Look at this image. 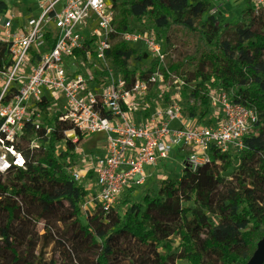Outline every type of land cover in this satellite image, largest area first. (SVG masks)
<instances>
[{
    "label": "trees",
    "instance_id": "16d2710c",
    "mask_svg": "<svg viewBox=\"0 0 264 264\" xmlns=\"http://www.w3.org/2000/svg\"><path fill=\"white\" fill-rule=\"evenodd\" d=\"M217 1L111 0L106 56L128 79L134 51L120 33L130 14L145 15L156 26L166 52L189 39L194 53L185 58L191 69L169 64L186 82L199 80L191 95L200 106L189 107L188 114L205 116L207 99L200 91L208 84L232 91L259 114L258 131L245 139V149L214 152L194 170L182 167L179 179L160 182L155 194L119 217L81 211L84 190L67 173L76 157L73 145L67 140L61 153L55 145L73 129L70 124L55 125L46 150L30 151L23 137L15 146L26 166L0 175V264H246L252 257L264 236V6L255 14L247 1L241 12L249 18L247 26H235V37L222 39L219 24L205 14ZM5 52L0 45V66ZM234 154H240L239 163L227 183L222 174L232 167ZM23 227L29 229L24 240L11 235ZM59 236L64 241L55 245Z\"/></svg>",
    "mask_w": 264,
    "mask_h": 264
},
{
    "label": "built area",
    "instance_id": "2783aa9c",
    "mask_svg": "<svg viewBox=\"0 0 264 264\" xmlns=\"http://www.w3.org/2000/svg\"><path fill=\"white\" fill-rule=\"evenodd\" d=\"M249 1L255 13L264 6V0ZM34 8L35 16L0 12V45L6 46L0 175L26 166L15 146L23 137L30 151L46 150L55 125L70 124L73 129L56 142L58 153L67 140L73 145L76 157L67 173L85 191L82 208L108 213L127 189L145 185L146 167H158L172 152L182 155V167L194 170L214 152L242 151L245 139L258 131L256 107L216 85L200 91L207 99L204 117L184 112L182 95H191L199 80L186 82L166 67L164 41L150 25H128L120 33L126 46L137 48L128 79L106 63L111 0H35ZM78 57L95 64L79 70ZM189 102L200 104L194 96ZM95 134L102 135L101 146L83 152L79 138Z\"/></svg>",
    "mask_w": 264,
    "mask_h": 264
},
{
    "label": "rangeland",
    "instance_id": "374dc122",
    "mask_svg": "<svg viewBox=\"0 0 264 264\" xmlns=\"http://www.w3.org/2000/svg\"><path fill=\"white\" fill-rule=\"evenodd\" d=\"M247 1L250 3L249 0H218L217 2H214L207 6L205 10V14L206 16H210L214 18L217 24H219L221 28L222 39H232L233 37H235V33H236L235 26H240L242 28L247 26L249 22V18L247 16L241 15V12L246 8ZM34 5H35V0H0V12L3 11V9H8L18 12L20 15H24L28 12L30 15L35 16L38 13V10H35ZM29 7H31V9L27 10ZM127 24L132 29H140L139 27L140 25H150L152 26L153 29L156 30V26L150 23L145 15L138 17L130 14L127 17ZM188 41L189 39L184 37L181 41H179L180 44H176L174 47H172L167 51L168 55L166 58V67L169 68L170 63H177L180 65V68L182 69L185 70L191 69L192 63L188 59H186L185 56L186 55L192 56L194 53V47L193 48L190 47L191 44L190 41L189 42ZM194 43H196L197 45L198 42L195 40ZM132 47L134 49H137L135 46ZM128 48L133 50V48L129 46ZM128 62L130 66H133V64L136 63V61L133 60V57H130ZM106 63L110 64L112 67H117L112 62V60L107 56H106ZM69 64H71V62ZM75 64L79 67V70H85L84 69L85 67L91 69L95 63L93 62V60L88 62V60H86L84 57H78L75 59ZM174 72L177 73L176 71ZM182 97H183V101L181 102V104L182 107H184V112L189 113L187 108L191 106L194 107L200 106L199 103L191 104L189 102V100L192 99V95L187 96L186 92H184ZM101 143H102V135L95 134L83 138V140L79 143V145L83 152L89 153L96 151L101 146ZM57 148L59 150L60 147L57 146ZM238 156H240V154L233 155L232 167H230L225 173L222 174V176L225 178L227 183H230L232 181L231 177L233 175V171L239 163ZM181 158H182L181 154L178 153L176 154L175 152H172L166 160L158 164V167H146L145 185L138 188L135 187V188L127 189L110 212L119 217H122V215L130 205L141 203L145 195L155 194L157 190V186L160 182L166 180H172V179H179L182 170ZM83 199L84 198H82L80 201V209L85 215L93 214L94 212L99 211L97 209L84 210L82 208ZM87 207H91V205L88 204ZM28 232L29 229L23 227L20 229L19 232L16 233V236L18 238L25 239ZM62 241H64V238L59 236L55 239L54 244L58 245ZM174 264H189V263L185 260H176Z\"/></svg>",
    "mask_w": 264,
    "mask_h": 264
},
{
    "label": "water",
    "instance_id": "95a60500",
    "mask_svg": "<svg viewBox=\"0 0 264 264\" xmlns=\"http://www.w3.org/2000/svg\"><path fill=\"white\" fill-rule=\"evenodd\" d=\"M264 262V236L258 242L253 256L247 261L246 264H263Z\"/></svg>",
    "mask_w": 264,
    "mask_h": 264
},
{
    "label": "flooded vegetation",
    "instance_id": "af4514ba",
    "mask_svg": "<svg viewBox=\"0 0 264 264\" xmlns=\"http://www.w3.org/2000/svg\"><path fill=\"white\" fill-rule=\"evenodd\" d=\"M257 13H258V12H257ZM257 13H255V14H257ZM84 195H85V191H84ZM11 235H13V236H15L16 238H18V237L16 236V233H15V232H12ZM18 239H21V238H18ZM21 240H24V239H21Z\"/></svg>",
    "mask_w": 264,
    "mask_h": 264
},
{
    "label": "bare ground",
    "instance_id": "6f19581e",
    "mask_svg": "<svg viewBox=\"0 0 264 264\" xmlns=\"http://www.w3.org/2000/svg\"><path fill=\"white\" fill-rule=\"evenodd\" d=\"M62 237V236H61Z\"/></svg>",
    "mask_w": 264,
    "mask_h": 264
}]
</instances>
